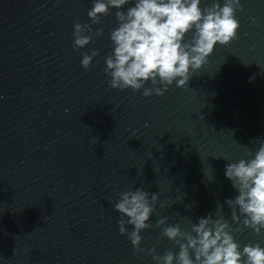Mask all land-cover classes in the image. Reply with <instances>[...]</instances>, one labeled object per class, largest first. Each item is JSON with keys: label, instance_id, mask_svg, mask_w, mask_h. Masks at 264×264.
<instances>
[{"label": "water", "instance_id": "1", "mask_svg": "<svg viewBox=\"0 0 264 264\" xmlns=\"http://www.w3.org/2000/svg\"><path fill=\"white\" fill-rule=\"evenodd\" d=\"M92 3L0 0V264H156L150 249L179 250L162 235L167 224L190 231L210 212L241 247L264 246V231L231 220L225 201L237 193L224 175L264 140V0H241L237 37L187 85L148 97L111 87L116 9L92 24ZM76 23L103 34L74 49ZM136 187L158 194L139 250L114 209Z\"/></svg>", "mask_w": 264, "mask_h": 264}, {"label": "clouds", "instance_id": "2", "mask_svg": "<svg viewBox=\"0 0 264 264\" xmlns=\"http://www.w3.org/2000/svg\"><path fill=\"white\" fill-rule=\"evenodd\" d=\"M201 4L202 0H93L87 12L92 24L100 23L102 15L116 9L118 23L109 34L112 51L105 58L104 68L111 87L143 89L142 95L148 97L162 95L174 82L178 87L187 85L215 46L228 44L240 28L236 12L242 8L241 0H223V4L213 0L208 7ZM73 27L74 49L103 34V29L94 32L90 24L76 23ZM97 55L98 49L83 53L81 66L88 69ZM149 82L153 87H145ZM224 175L237 193L225 201L232 210L231 220L260 234L264 231V140L250 158L225 164ZM119 196L114 204L121 214L119 231L139 250L141 231L151 226L158 194L136 187ZM166 221L167 217H161L156 223L165 225ZM127 225L132 226L130 232ZM233 231L225 216L210 212L198 217L190 231L182 230L179 224L163 228L162 235L178 245L177 252L157 255L155 248L149 251L156 264H264V246L255 243L241 247Z\"/></svg>", "mask_w": 264, "mask_h": 264}]
</instances>
